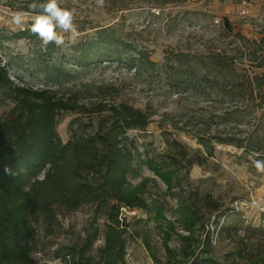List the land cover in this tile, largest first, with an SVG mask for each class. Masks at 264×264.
Segmentation results:
<instances>
[{
  "label": "rangeland",
  "instance_id": "rangeland-1",
  "mask_svg": "<svg viewBox=\"0 0 264 264\" xmlns=\"http://www.w3.org/2000/svg\"><path fill=\"white\" fill-rule=\"evenodd\" d=\"M163 1L106 0V6L98 8L95 0H61V6L74 11L78 35L74 42L66 35L62 48L54 44L44 48L30 32V24L23 25L20 30L11 23L12 14L28 11L27 5L32 0H0V64L21 83L50 87L59 93H77L80 102L88 106L126 102L151 113V122L144 129L128 131V136L137 144L129 180L132 185L145 181L144 197L151 209L137 210L135 215L126 214L129 222L125 236L126 264H156L145 241L156 251L161 264L179 261L184 251L189 254L195 250L198 255L203 249L206 231L210 239L216 237L211 252L223 264H264V215L258 207L264 205V173L257 172L253 158L246 162L242 150L232 145L215 144L214 156L208 165L183 168L181 164L180 169L174 171L172 189H168L147 164L150 159L168 161L167 155L174 154L176 149L169 147L166 139L202 151L196 135L204 131L214 134L227 124L219 119L222 106L219 105L216 79L209 76L201 82L197 92L189 86L185 76H181L183 79L179 83L182 84H176L173 82L174 69L167 65L172 63L169 59L175 61V69L178 59L188 60L195 75L200 76L202 62L194 54L205 50L206 46L232 42L235 45L239 43L233 37L235 33L264 44V12L253 4L248 6L249 14L242 16L240 0H172L164 5L160 16L159 8L148 10V6ZM125 7L129 10H119ZM153 12L155 16L150 14ZM217 16L224 18L221 24L214 23ZM100 26H111L116 37L147 47L151 51L150 59L157 66H143L139 71L130 69L125 54L118 60L104 48L100 54L91 53L85 58V64H81L78 60L82 54L80 50L88 51L89 45L97 41L95 30ZM242 45L248 49L254 47L248 42ZM180 50L191 52L181 54ZM256 71L264 73V66ZM195 81L198 79H193L192 86ZM11 107L8 100H0V119ZM106 115L61 112L57 117L58 136L65 144L74 135L94 133ZM183 125L187 130L175 128ZM253 129L247 124L243 127L246 133ZM200 155L205 156L203 152ZM205 193L212 196L211 204L204 200ZM193 204L200 207L199 215L202 216L195 233L189 234L183 227L180 211L182 205L194 209ZM215 204L220 205L219 211L213 212L208 222V210ZM157 208H161L164 219L156 217ZM58 213V221L52 226L40 221L36 225L37 235L29 239L33 252L43 253V264H68L61 256L62 248L80 242L88 230L98 227L100 234L91 252L96 254L104 243V219L94 218L92 206L85 205L76 212L59 210ZM202 223L205 231L200 227ZM168 231L171 233L167 242L170 252L164 246ZM58 254L60 258L56 257Z\"/></svg>",
  "mask_w": 264,
  "mask_h": 264
},
{
  "label": "trees",
  "instance_id": "trees-1",
  "mask_svg": "<svg viewBox=\"0 0 264 264\" xmlns=\"http://www.w3.org/2000/svg\"><path fill=\"white\" fill-rule=\"evenodd\" d=\"M171 1L152 4L148 10L159 8L160 16L164 5ZM150 14L155 16L154 12ZM112 31L111 26L97 27V41L89 45L88 51L80 50L79 62L85 64V58L91 53L100 54L104 48L118 60L125 54L130 69L139 71L143 66H157L150 59L151 51L147 47L118 38ZM233 37L239 43L210 45L194 54L202 62L200 76L195 75L188 60L178 59L175 69V61L167 58L169 53L166 55L172 62L167 65L174 69L173 82L176 84H182L179 82L185 76L189 86L197 92L201 82L209 76L216 79L217 96L222 106L219 119L227 122L223 130L214 134L204 131L196 135L202 151L166 139L167 145L176 149L174 154L167 155L168 161L150 159L147 164L168 189L173 188L174 171L180 169L181 164L183 168L208 165L214 156L215 144L232 145L242 150L246 162L249 158L264 159V73L256 71L264 66V44L249 41L240 33ZM242 42L254 47L245 48ZM190 52L179 51L181 54ZM193 79H198L194 86L191 85ZM0 100L12 104L0 119V264H37L29 256L33 252L29 239L37 235L36 225L41 221L52 226L58 221L59 210L76 212L85 205L92 206L95 219L98 216L104 219V243L96 254L91 253L100 234L95 227L93 231L88 230L80 242L64 246L61 256L68 264H126L125 236L129 222L127 216L120 220L121 208L151 209L144 197L145 181L132 185L129 180L137 144L128 136V131L144 129L151 122V113L126 102L88 106L80 102L77 93H59L50 87L21 83L1 64ZM64 111L107 115L102 117L94 133L74 135L64 144L57 133V117ZM246 124L254 128L252 132L243 131ZM175 128L187 130L185 125ZM201 152L205 156L202 157ZM204 200L211 204L212 196L205 193ZM193 205L194 209L182 205L180 211L183 227L189 234L195 233L202 216L199 215L200 207ZM219 207L215 204L208 210V222ZM156 214L157 218H165L161 208L156 209ZM200 227L205 231L204 223ZM170 229L175 230L171 224ZM170 238L168 231L164 243L168 252L171 251L167 243ZM144 245L152 260L161 264L149 241ZM211 248L212 241L206 231L203 249L198 255L195 250L189 254L184 251L179 261L166 264H223L212 254ZM61 256L56 255L57 258Z\"/></svg>",
  "mask_w": 264,
  "mask_h": 264
},
{
  "label": "clouds",
  "instance_id": "clouds-1",
  "mask_svg": "<svg viewBox=\"0 0 264 264\" xmlns=\"http://www.w3.org/2000/svg\"><path fill=\"white\" fill-rule=\"evenodd\" d=\"M95 5L104 8L106 0H95ZM27 9L28 11L14 12L11 23L20 30H23V25L30 24V32L41 41L42 47L46 48L49 44H54L57 48L64 47L66 35L75 41L78 28L74 22V11L61 6V0H32ZM253 165L258 173H264V159H254ZM29 256L37 264H43L42 252H30Z\"/></svg>",
  "mask_w": 264,
  "mask_h": 264
},
{
  "label": "built area",
  "instance_id": "built-area-1",
  "mask_svg": "<svg viewBox=\"0 0 264 264\" xmlns=\"http://www.w3.org/2000/svg\"><path fill=\"white\" fill-rule=\"evenodd\" d=\"M242 6H243V9L241 10L240 14L242 16H247L249 13V9H248V6H251V5H258L262 11L264 12V0H240ZM224 21V18L223 17H215L214 19V23L215 24H221L222 22ZM263 25H264V17H263V21H262ZM259 207V210H260V213L262 215H264V205H258ZM122 210V213L120 215V220L123 221V217H126L128 215H135L137 213V209H128V208H121ZM216 240V237H212L211 236V241L214 242Z\"/></svg>",
  "mask_w": 264,
  "mask_h": 264
}]
</instances>
